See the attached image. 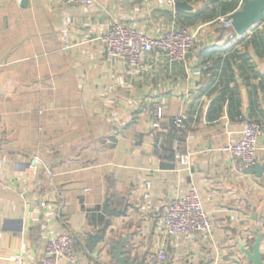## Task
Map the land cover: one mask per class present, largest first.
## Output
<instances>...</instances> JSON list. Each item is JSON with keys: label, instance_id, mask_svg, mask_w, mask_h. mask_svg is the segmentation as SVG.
Here are the masks:
<instances>
[{"label": "crops", "instance_id": "1", "mask_svg": "<svg viewBox=\"0 0 264 264\" xmlns=\"http://www.w3.org/2000/svg\"><path fill=\"white\" fill-rule=\"evenodd\" d=\"M176 1L187 6L0 0V264H41L45 239L64 233L80 240L78 264H118L119 245L125 264H251L256 231L264 263V13L239 36L221 20L249 0ZM116 24L187 30L195 45L181 63L154 52L131 69L98 40ZM239 117L263 126L260 174L223 150L240 139ZM191 186L212 233L169 237L167 206ZM105 200L126 214L107 217Z\"/></svg>", "mask_w": 264, "mask_h": 264}, {"label": "built area", "instance_id": "2", "mask_svg": "<svg viewBox=\"0 0 264 264\" xmlns=\"http://www.w3.org/2000/svg\"><path fill=\"white\" fill-rule=\"evenodd\" d=\"M64 5H78L88 7L96 0H61ZM221 23L227 29H232L231 20L222 19ZM233 37V34L230 35ZM107 56L112 59L126 61L131 69L139 68L146 55L154 52L161 53L168 63L176 64L185 60L195 45V34L187 30H172L162 36L149 37L135 27L113 25L104 35L99 37ZM158 118L161 113L158 112ZM241 125L240 139L224 147V151L239 161L240 170H249L257 164V145L262 135L263 126L260 123L239 117ZM179 131L185 130V117L179 116L173 121ZM158 129V123L153 125ZM182 166L186 165L183 158ZM41 165L38 157L30 160L32 170ZM167 236L201 235L210 236L213 225L210 216L205 211L198 190L191 186L184 196L174 197L167 206L163 222ZM82 250L80 240L71 233H64L57 237H47L44 243L41 264H78ZM159 260L165 259L163 249L158 252ZM21 264V259L16 261Z\"/></svg>", "mask_w": 264, "mask_h": 264}, {"label": "water", "instance_id": "3", "mask_svg": "<svg viewBox=\"0 0 264 264\" xmlns=\"http://www.w3.org/2000/svg\"><path fill=\"white\" fill-rule=\"evenodd\" d=\"M175 3L176 10L182 9L186 7L187 5L185 3L178 2L176 0H173ZM26 0H23L22 4L25 5ZM264 13V0H249L242 8L241 10L233 13L230 17L231 20V26L232 29L235 31V33L239 36L244 35L247 33V31L255 24L259 23L262 19ZM262 169H259L258 167L249 169L250 173H261ZM127 205L123 210H115L110 209L108 200H105L103 205V214L107 217H120L124 216L126 214ZM110 222L109 220H106L103 227L101 228L100 232L95 235H88V243L86 245V249L89 252H92L96 245L102 241L105 237L106 230L109 227ZM257 239L255 241V244L252 248V251H244V254L247 257V260L251 264H264L261 255H260V244L262 236L257 232ZM97 254V253H96ZM122 254V245H119V247L115 248V253L113 255V258L118 262V264H125V260L121 257ZM235 264H241L239 262H235Z\"/></svg>", "mask_w": 264, "mask_h": 264}]
</instances>
